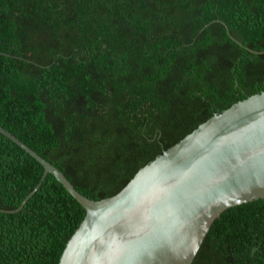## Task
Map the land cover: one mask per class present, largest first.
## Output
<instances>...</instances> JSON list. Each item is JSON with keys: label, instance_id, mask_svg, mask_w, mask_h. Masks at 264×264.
<instances>
[{"label": "trees", "instance_id": "obj_1", "mask_svg": "<svg viewBox=\"0 0 264 264\" xmlns=\"http://www.w3.org/2000/svg\"><path fill=\"white\" fill-rule=\"evenodd\" d=\"M257 52V53H256ZM264 0H0V126L93 200L264 91ZM0 133V264H59L85 209ZM14 211V212H11ZM193 264H264V198Z\"/></svg>", "mask_w": 264, "mask_h": 264}, {"label": "water", "instance_id": "obj_2", "mask_svg": "<svg viewBox=\"0 0 264 264\" xmlns=\"http://www.w3.org/2000/svg\"><path fill=\"white\" fill-rule=\"evenodd\" d=\"M0 133L45 169L17 211L48 174L86 211L59 264H193L226 210L264 198V91L215 114L98 201L2 126Z\"/></svg>", "mask_w": 264, "mask_h": 264}]
</instances>
